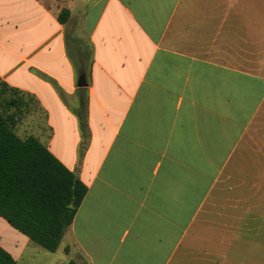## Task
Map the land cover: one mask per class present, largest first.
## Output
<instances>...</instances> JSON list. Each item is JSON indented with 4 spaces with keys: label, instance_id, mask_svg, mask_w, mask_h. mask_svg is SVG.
<instances>
[{
    "label": "crops",
    "instance_id": "obj_1",
    "mask_svg": "<svg viewBox=\"0 0 264 264\" xmlns=\"http://www.w3.org/2000/svg\"><path fill=\"white\" fill-rule=\"evenodd\" d=\"M6 86L87 188L68 263L264 264V0H0L5 121ZM0 247L57 252L2 217Z\"/></svg>",
    "mask_w": 264,
    "mask_h": 264
},
{
    "label": "trees",
    "instance_id": "obj_2",
    "mask_svg": "<svg viewBox=\"0 0 264 264\" xmlns=\"http://www.w3.org/2000/svg\"><path fill=\"white\" fill-rule=\"evenodd\" d=\"M68 16L62 12L60 21ZM7 121L0 114V217L32 241L56 252L86 195L85 184L34 137L18 138L14 125L23 93L6 86ZM76 115L87 134L85 102ZM2 107V102H1ZM0 264H18L0 247Z\"/></svg>",
    "mask_w": 264,
    "mask_h": 264
},
{
    "label": "rangeland",
    "instance_id": "obj_3",
    "mask_svg": "<svg viewBox=\"0 0 264 264\" xmlns=\"http://www.w3.org/2000/svg\"><path fill=\"white\" fill-rule=\"evenodd\" d=\"M71 33V36H74L73 32ZM73 38L77 39L76 37ZM65 253L70 257V263H68L63 249L61 248L56 253H46L50 257L46 258L45 264H87L79 253H75V251H72L71 253L66 251Z\"/></svg>",
    "mask_w": 264,
    "mask_h": 264
},
{
    "label": "water",
    "instance_id": "obj_4",
    "mask_svg": "<svg viewBox=\"0 0 264 264\" xmlns=\"http://www.w3.org/2000/svg\"><path fill=\"white\" fill-rule=\"evenodd\" d=\"M82 80H83V78H82ZM82 80L79 81V86H84L85 85V82H83L84 80L83 81Z\"/></svg>",
    "mask_w": 264,
    "mask_h": 264
}]
</instances>
